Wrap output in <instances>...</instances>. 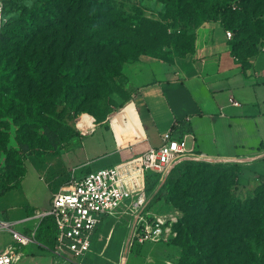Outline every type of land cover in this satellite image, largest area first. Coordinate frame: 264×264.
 Returning <instances> with one entry per match:
<instances>
[{
    "label": "trees",
    "instance_id": "obj_1",
    "mask_svg": "<svg viewBox=\"0 0 264 264\" xmlns=\"http://www.w3.org/2000/svg\"><path fill=\"white\" fill-rule=\"evenodd\" d=\"M160 1L174 9L175 16H183L181 21L190 28V16L185 15L183 8L187 5L197 17L193 30L168 36L167 28L160 22L117 12L106 0H8L5 3L4 16L5 12L9 16L0 32V92H7L0 97V111L9 115L13 105H17L29 125L38 124L44 130L48 146L26 150L16 180L8 184L0 180L2 190L22 177L27 156L40 151H59L79 137L72 128L65 134L48 126V120L37 109L42 92L51 101L54 86L58 85L61 101L66 102L74 89L85 88L81 100H86L94 88L87 89L89 78L97 89L99 85L104 89L119 74L118 66L124 61L123 48H136L138 53L171 63L193 52L195 29L206 21H219L225 30L234 33L229 42L230 51L242 67L248 65V59L259 52L264 41V5L261 10L238 14L230 9L229 0ZM86 70V82L79 83L75 78ZM112 87L123 100L113 109L110 105V109L102 110V114L89 108L97 123L130 97L125 89L115 84ZM95 109L100 107L97 105ZM27 147L30 148L29 144ZM239 170V165L212 166L185 160L175 164L166 176L163 187L169 185V188L159 192L157 198L164 197L183 214L175 227L181 261L198 262L203 256L213 258L218 264L223 261L221 258L231 264H264V178L253 194L238 199L231 190L238 185ZM152 175L157 174L147 172L145 176L148 196H151L149 190L156 186V181L150 179ZM159 178H156L158 182ZM151 202L152 197L149 206ZM43 220L49 221L51 230L48 244L37 239ZM43 220L37 224L34 237L52 248L54 225L49 219ZM249 242L261 243V251L252 254Z\"/></svg>",
    "mask_w": 264,
    "mask_h": 264
},
{
    "label": "crops",
    "instance_id": "obj_2",
    "mask_svg": "<svg viewBox=\"0 0 264 264\" xmlns=\"http://www.w3.org/2000/svg\"><path fill=\"white\" fill-rule=\"evenodd\" d=\"M225 31L219 21L203 22L195 29L192 53L171 63L142 59L130 97L104 121L79 130L64 149L27 156L22 177L0 187V196L5 202L19 195L28 209L7 214L11 207L0 202L3 220H34L36 228L33 215L49 208L60 187L158 147L169 131L203 160L237 163L241 185L264 178V41L242 67Z\"/></svg>",
    "mask_w": 264,
    "mask_h": 264
},
{
    "label": "rangeland",
    "instance_id": "obj_3",
    "mask_svg": "<svg viewBox=\"0 0 264 264\" xmlns=\"http://www.w3.org/2000/svg\"><path fill=\"white\" fill-rule=\"evenodd\" d=\"M110 6H112L117 12L128 16L134 17H144L151 20H156L163 24L168 31V36L180 35L182 31L191 32L193 30L194 24L197 22L196 15L190 13L187 5H183L185 15H189L188 25L190 28L181 21L183 16H175L174 9H169L160 0H106ZM228 5L231 10H234L238 14L251 13L252 11H257L263 9L264 0H229ZM8 13L5 12L6 22L8 18ZM133 27V26H132ZM135 27V26H134ZM133 27V28H134ZM231 32V37L234 33ZM168 47L164 46V49ZM124 61L118 66L119 74L112 78V83L108 84V87L102 89V85L97 87L93 86V81L91 78L89 80L85 79L87 76V70L83 74H78L75 79L78 82H89L88 88H93L91 90L92 95L86 100H81L85 88H80L78 90L72 91L67 101H61L60 88L58 85L54 86V90L51 93L52 100L48 101L46 98V93H41V103L37 102V109L40 112V116L48 120V126L53 130L64 131L65 134L68 133V128L78 132L79 130H84L95 119L92 113L88 112V109L98 111L101 113L102 110L112 109L120 103L123 98L117 92L112 91V84L125 89L127 92L133 91V86L135 83L134 74L137 70H141L142 59L153 58L145 54L138 53L136 48L126 47L122 49ZM155 59V58H154ZM91 81V82H90ZM40 89V88H39ZM111 90L109 94L106 91ZM40 92V90H38ZM6 90L2 93L0 92V97L5 95ZM73 95V97H71ZM99 103V104H98ZM99 106L100 109H95V106ZM111 105V107H110ZM17 105H13V109L9 111V115L5 112L0 111V180L1 183H11L17 178V172L19 171L18 166H22L23 160L26 155V150L32 148H45L48 146V142L45 139L47 135L40 125L33 124L29 125L25 121L24 112H21L17 108ZM29 114L32 113V108H29ZM32 115V114H31ZM17 116V118H15ZM88 117L91 118V122H88ZM63 133L58 134L61 137ZM29 144L30 148L27 147ZM199 164L207 165H238L235 162L228 161H210V160H190ZM152 175L150 179L156 181V186L150 191L152 197L151 205L148 210L153 214L163 215L175 218L171 225V233L167 240H160L158 242H145L142 244H133L126 251L125 264H218V261L213 258L203 256L199 258L198 262H193L191 260L181 261V247L179 246V237L175 227L178 225L179 220L182 218V213L176 207H174L170 202L165 201L164 197L157 198L158 193L169 188V185H164L165 179L161 182L160 174ZM159 178V182L157 179ZM241 178H246L245 173L242 174ZM11 179V180H10ZM15 179V180H13ZM244 181V180H243ZM241 185L238 181L236 188L231 190V194L238 199H246L251 194H253L258 186L262 183L259 180L254 182H242ZM151 184V182L149 183ZM12 194V193H10ZM4 195L0 196V202L4 203L8 210H5L7 214L18 212L20 208H26L27 203L19 195L6 199L4 202ZM4 216L0 213V221L5 222ZM128 220L129 217L117 218H104L100 225L96 228L92 241L90 251L87 252L83 257V262L85 264H116L119 258L124 252V247L128 235ZM48 220H43L40 223V228L37 230V239L41 242L48 244L50 242V228H48ZM10 223V222H6ZM34 220L28 223L19 222L17 224H11V229L26 235L28 238L34 239L32 236V231H35ZM24 227H29L25 230ZM45 228V229H44ZM48 233L44 234V231ZM11 245H15L12 240L11 233L5 229H0V251L7 250ZM262 244L257 242H249L248 249L252 254H258L261 251ZM16 257L18 258L17 264H54L57 261L54 259L50 252L41 248L32 240L26 246H17L14 251ZM220 264H231L221 258ZM225 262V263H223ZM248 262V261H244ZM61 263V262H59ZM242 264V263H234Z\"/></svg>",
    "mask_w": 264,
    "mask_h": 264
},
{
    "label": "built area",
    "instance_id": "obj_4",
    "mask_svg": "<svg viewBox=\"0 0 264 264\" xmlns=\"http://www.w3.org/2000/svg\"><path fill=\"white\" fill-rule=\"evenodd\" d=\"M7 1L0 0V32ZM225 34L229 39L232 36L229 30ZM193 159L201 158L187 148L184 139L173 138L169 131L162 135L158 147L148 148L114 166L71 179L51 195L47 210L33 215L38 223L49 219L54 225L52 248L39 243L35 237L30 239L12 230L11 224L6 222L0 221V229L9 231L18 246H26L32 240L35 241L57 260L54 264H85L83 257L90 251L93 234L102 220L127 216L128 235L124 252L116 263L125 264L126 251L134 242L142 244L167 240L175 221L172 216L153 214L148 210L151 196L145 191L146 173L160 174L162 182L175 164ZM15 249V246H10L0 251V264H17Z\"/></svg>",
    "mask_w": 264,
    "mask_h": 264
},
{
    "label": "bare ground",
    "instance_id": "obj_5",
    "mask_svg": "<svg viewBox=\"0 0 264 264\" xmlns=\"http://www.w3.org/2000/svg\"><path fill=\"white\" fill-rule=\"evenodd\" d=\"M87 127H90V125H88ZM87 127H86V128H87Z\"/></svg>",
    "mask_w": 264,
    "mask_h": 264
}]
</instances>
